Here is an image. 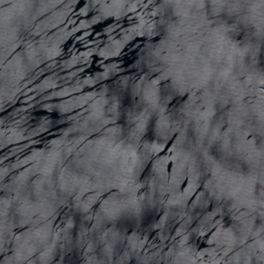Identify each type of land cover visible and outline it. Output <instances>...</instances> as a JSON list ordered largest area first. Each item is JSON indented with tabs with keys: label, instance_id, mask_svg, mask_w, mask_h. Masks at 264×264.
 I'll list each match as a JSON object with an SVG mask.
<instances>
[{
	"label": "water",
	"instance_id": "95a60500",
	"mask_svg": "<svg viewBox=\"0 0 264 264\" xmlns=\"http://www.w3.org/2000/svg\"><path fill=\"white\" fill-rule=\"evenodd\" d=\"M0 264H264V0H0Z\"/></svg>",
	"mask_w": 264,
	"mask_h": 264
}]
</instances>
